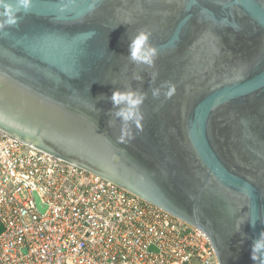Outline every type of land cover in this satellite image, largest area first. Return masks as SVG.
I'll use <instances>...</instances> for the list:
<instances>
[{
    "label": "water",
    "instance_id": "water-1",
    "mask_svg": "<svg viewBox=\"0 0 264 264\" xmlns=\"http://www.w3.org/2000/svg\"><path fill=\"white\" fill-rule=\"evenodd\" d=\"M19 16L0 32V131L199 228L218 264H254L264 0H99L91 12L87 0H32ZM140 30L152 66L131 59ZM117 89L146 94L139 127L115 116Z\"/></svg>",
    "mask_w": 264,
    "mask_h": 264
},
{
    "label": "built area",
    "instance_id": "built-area-1",
    "mask_svg": "<svg viewBox=\"0 0 264 264\" xmlns=\"http://www.w3.org/2000/svg\"><path fill=\"white\" fill-rule=\"evenodd\" d=\"M0 264L218 263L199 228L0 131Z\"/></svg>",
    "mask_w": 264,
    "mask_h": 264
},
{
    "label": "clouds",
    "instance_id": "clouds-1",
    "mask_svg": "<svg viewBox=\"0 0 264 264\" xmlns=\"http://www.w3.org/2000/svg\"><path fill=\"white\" fill-rule=\"evenodd\" d=\"M99 0H87V11H94ZM32 8V0H0V32L6 27L14 26L19 22V13H28ZM92 33L89 34L91 36ZM151 32L148 30H140L131 40L130 56L131 59L147 64L154 65L155 58L158 55L157 48L150 43ZM175 92V85H169L166 90H163V95L170 98ZM153 97L161 95V89H154ZM146 99V94L137 92L135 90H114L111 100L118 110L115 116L119 118L124 124H135L139 127L140 121L143 118L141 112V105ZM250 223L254 226L255 219ZM250 258L254 264H264V231H262L257 239L254 240Z\"/></svg>",
    "mask_w": 264,
    "mask_h": 264
}]
</instances>
